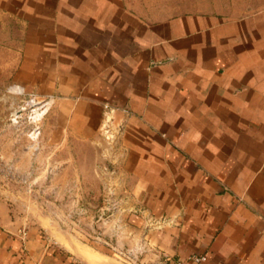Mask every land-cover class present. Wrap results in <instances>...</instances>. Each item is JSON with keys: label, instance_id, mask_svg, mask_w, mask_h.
<instances>
[{"label": "crops", "instance_id": "0c3cea01", "mask_svg": "<svg viewBox=\"0 0 264 264\" xmlns=\"http://www.w3.org/2000/svg\"><path fill=\"white\" fill-rule=\"evenodd\" d=\"M0 85L110 166L132 264H264V0H0ZM69 249L0 202V264Z\"/></svg>", "mask_w": 264, "mask_h": 264}, {"label": "rangeland", "instance_id": "374dc122", "mask_svg": "<svg viewBox=\"0 0 264 264\" xmlns=\"http://www.w3.org/2000/svg\"><path fill=\"white\" fill-rule=\"evenodd\" d=\"M43 112L28 94L0 85V202L75 255L85 248L108 264H132L135 247L117 225L128 198L112 194L110 166L104 174L94 148L64 143Z\"/></svg>", "mask_w": 264, "mask_h": 264}, {"label": "bare ground", "instance_id": "6f19581e", "mask_svg": "<svg viewBox=\"0 0 264 264\" xmlns=\"http://www.w3.org/2000/svg\"><path fill=\"white\" fill-rule=\"evenodd\" d=\"M76 251H77V254H79L81 257H83L84 259L88 260L92 264H107L104 261L103 257H101L99 254H96V253H94L92 251H89V250H87L85 248H78L77 247Z\"/></svg>", "mask_w": 264, "mask_h": 264}, {"label": "built area", "instance_id": "2783aa9c", "mask_svg": "<svg viewBox=\"0 0 264 264\" xmlns=\"http://www.w3.org/2000/svg\"><path fill=\"white\" fill-rule=\"evenodd\" d=\"M206 256L202 253H193L186 258L176 259L174 264H205Z\"/></svg>", "mask_w": 264, "mask_h": 264}]
</instances>
